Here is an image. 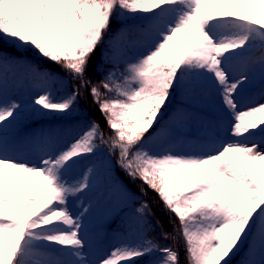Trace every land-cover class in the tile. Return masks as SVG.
<instances>
[{
    "label": "snow or ice",
    "instance_id": "6c2138e0",
    "mask_svg": "<svg viewBox=\"0 0 264 264\" xmlns=\"http://www.w3.org/2000/svg\"><path fill=\"white\" fill-rule=\"evenodd\" d=\"M134 17L147 25L150 42L127 59L124 36ZM257 45L264 52V0H0V92L16 68L47 83L67 77L69 90L59 99L45 91L34 110L70 119L86 94L108 129L106 135L91 121L34 163L9 156L0 143V264H136L157 253L152 264H182L178 248L146 235L89 258L91 205L81 201L77 213L69 205L91 191L99 175L94 166L79 175L73 169L101 147L175 218L183 264H230L249 239L243 264H264V100L241 107L236 97L247 76L231 74L232 62ZM98 50L93 72L101 61L113 67L94 83L87 74ZM32 53L49 67L28 60ZM188 78L214 92L232 139L204 153L153 152L150 144L172 135L162 121ZM20 108L15 100L0 102V130ZM105 182L115 186L110 176ZM149 211L141 202L128 218L129 231L143 232Z\"/></svg>",
    "mask_w": 264,
    "mask_h": 264
},
{
    "label": "rangeland",
    "instance_id": "374dc122",
    "mask_svg": "<svg viewBox=\"0 0 264 264\" xmlns=\"http://www.w3.org/2000/svg\"><path fill=\"white\" fill-rule=\"evenodd\" d=\"M146 29L147 25L143 22L141 17L130 18L127 21V32L124 36L126 41L123 51L124 58L131 59L145 51L150 42V37ZM8 50L11 51V49ZM252 51L253 48L245 57H248ZM111 54L112 50L110 49L109 52L106 53V57ZM34 55V53L29 54L27 59L38 64L41 68L49 67L46 62L38 59ZM98 56L99 50L89 63L87 74L94 83H99L104 72L113 67L111 63L101 61L100 69L94 73L93 67L97 63ZM248 61L253 63L255 60L252 59V61ZM237 64L239 63L234 60L231 65ZM250 65L249 63L246 69L238 75H235L232 71L231 74L234 75L235 79H239L241 75L247 76L251 67ZM55 70L57 72L60 71L59 68H55ZM244 84L245 82L242 85ZM179 89L188 92L191 97L176 98L174 96L172 98L171 103L167 106L165 119L162 121V123L168 124L173 129L172 135L163 142L150 144L149 147L153 152L161 153L165 150H171L176 154L204 153L213 150V146L217 145L219 142L232 139L227 134L226 129L229 125L224 113L220 110L218 98L204 82L197 81L193 83L191 79L188 78L186 83L181 85L178 90ZM68 90L67 77L64 78V81L58 80L56 82L47 83L40 79L33 78L23 68H16L9 71L7 87L0 92V102H11L15 100L21 105L18 118L6 129L0 130V143L6 144L7 154L9 156L21 161L34 163L45 151H51L53 148L65 146L79 131H76L71 120L76 119V121H78L82 116H87L86 109L88 107L93 111L94 121L100 124L106 135L108 134L107 125L102 124L105 123L103 116L92 103V98L86 94L81 95L76 106V111L70 119L64 118L58 113L48 112L41 114V112L34 110V108L38 106H34L33 101L38 95L43 94L45 91H50L54 98L59 99ZM195 93H197V95ZM243 94H240L238 91L236 97L241 107L252 106L254 103L264 100V80L261 79L256 81L249 89H245ZM179 117L186 121H193L192 123H195L197 126L199 125V129H202V131L197 133L196 130H198V128L194 129L193 138H189L187 133L181 134L177 130V125L175 124L176 119ZM256 139L259 140L260 138L256 137ZM173 142H175L174 146L168 145ZM163 145H166V147L163 148ZM188 148H191V150L189 151ZM195 150L197 152H194ZM115 161L116 157L110 156L106 147H101L96 155L82 159L73 169V174L79 175L88 167L94 166L99 173L94 181L93 189L82 195L79 199L71 200L69 205L74 213L80 211L81 201L91 205L86 223L88 221L91 222V220L96 217V213L106 210V217L98 224L107 226L103 230L90 235L89 239L85 234L89 256L93 258L96 255L106 252L122 240L135 242L143 235L149 238L148 232L150 233L152 231L153 225L157 232L160 231L153 222V225L147 224L143 232L129 231L127 221L129 217L134 215L135 208L140 205V202H138L140 193L139 190L135 191L133 189L134 187L131 186V183L135 186L134 181L116 167ZM109 169L112 171H109ZM105 175L110 176L115 181L114 187L110 182H105ZM125 177H128V179ZM128 180L131 181L130 184ZM146 191L147 195L142 192L143 200L146 201L149 206L151 203H155L157 208H160V203L155 200V196L157 197V195L155 194L153 198L147 189ZM27 194V191H25L24 195ZM100 201L102 203H99ZM157 211L156 209L155 214L150 211V219H155L157 216L156 219L160 221ZM119 223L124 224L126 229L118 228L117 225ZM174 227L175 226L172 225V229H174ZM165 229L168 230V233L174 232L167 227H165ZM250 243L251 239L241 245L236 254L231 257L230 264H238V262L243 264V262L249 258ZM157 255L159 254L141 257L137 259L136 264H152Z\"/></svg>",
    "mask_w": 264,
    "mask_h": 264
},
{
    "label": "trees",
    "instance_id": "16d2710c",
    "mask_svg": "<svg viewBox=\"0 0 264 264\" xmlns=\"http://www.w3.org/2000/svg\"><path fill=\"white\" fill-rule=\"evenodd\" d=\"M37 58L39 59V57H37ZM99 69H100V66H99ZM195 94L197 95V93H195ZM196 95H194V96H196ZM188 96L191 97V95L188 92H186V91H184L182 89H179V90L177 89V92L175 94L176 98L188 97ZM86 111H87L86 112L87 116L79 115V116H82V117L80 119H78V121H76V119H72V120H75V121L71 120V123L74 124V127H75L76 131H78L80 129V127H82L83 125L87 124V121H88V123L90 121H94V115L92 114L93 111L91 110V108L88 107L86 109ZM89 112H90V114H89ZM102 124L104 125L105 123H102ZM125 178L128 179V177H125ZM128 182H129V184L131 183V181H129V180H128ZM134 184H135V186L131 183V186L134 187L133 189L135 191L139 190V193H140V198H139L138 202H140V203L144 202V200L142 198L141 181L136 180V181H134ZM144 187L146 188V186H144ZM147 190L150 193V195L154 198L156 193L154 191L150 190V189H147ZM155 200L159 203L158 197L155 196ZM156 209L158 210L157 212H158V216H159L160 221L158 219H156L157 216L155 217V219H150V217H151L150 214L147 215L146 220H147V224L153 225V223H154L155 225H157V227L159 228L160 231L157 232V230L154 229V225H153L152 226V228H153L152 231L150 233L148 232V235H149L148 239H150V238L154 239L156 242H158L161 245H168V246H171L173 248H178V250L180 251V254H181V256H180L181 262L183 264V261H184L183 241L178 237V235L175 232L168 233V230L165 229V227H167V228L173 230L172 229V225H174L176 227V226H178V223L175 221L174 217L170 218L168 216V214H166L163 211V206L161 204H160V208H157V205L155 203H151L150 204V211L153 214H155ZM150 211H149V213H150ZM157 220H158V222H157ZM117 227L121 228V229H123V228L126 229V226L124 224H120V223L117 225ZM165 230H166V233L169 235V239H167V240L163 239V236H162V233H165ZM238 264H240V262H238Z\"/></svg>",
    "mask_w": 264,
    "mask_h": 264
},
{
    "label": "bare ground",
    "instance_id": "6f19581e",
    "mask_svg": "<svg viewBox=\"0 0 264 264\" xmlns=\"http://www.w3.org/2000/svg\"><path fill=\"white\" fill-rule=\"evenodd\" d=\"M264 55V52H262V50L260 49L259 45H257L256 47L253 48V51L251 54H249V58L248 57H242L237 59V65H231V71L234 72L235 75H238L239 73H241L243 70L246 69V66L249 65V63L251 64L248 75H247V80L245 81L244 85H241L239 87L240 90H238L240 92V94H243L245 89H249V87L255 83L258 80H264V64H262L260 62V57ZM255 60L253 63L249 62L248 60ZM232 78H234V75L232 74ZM244 95V94H243ZM193 121H186L184 119H182L181 117L176 119V125H177V130L181 133V134H186L187 136H189V138H193V133H194V129H197V133L201 132L202 129H199L200 126L196 125L195 123H192ZM201 124V123H200ZM171 146L175 145V142H173L172 144H168ZM166 145H163V148H165ZM189 151L191 150V148H188ZM208 150V149H207ZM194 152H197L196 150ZM201 152V150H200ZM99 203H102L101 201ZM101 209V208H100ZM99 210V209H98ZM112 211V210H111ZM109 212V211H108ZM106 210L103 212H99L96 213V217L94 219L91 220V222H87L86 223V229H85V234L88 236V239L90 237V235L95 234L96 232L103 230L107 225H99L98 223L102 222L104 220V218L106 217ZM90 245V244H89ZM89 258H93L92 256H89Z\"/></svg>",
    "mask_w": 264,
    "mask_h": 264
}]
</instances>
